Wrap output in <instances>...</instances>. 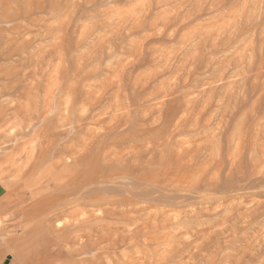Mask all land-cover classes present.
Instances as JSON below:
<instances>
[{"label": "rangeland", "instance_id": "374dc122", "mask_svg": "<svg viewBox=\"0 0 264 264\" xmlns=\"http://www.w3.org/2000/svg\"><path fill=\"white\" fill-rule=\"evenodd\" d=\"M2 259L264 264V0H0Z\"/></svg>", "mask_w": 264, "mask_h": 264}, {"label": "bare ground", "instance_id": "6f19581e", "mask_svg": "<svg viewBox=\"0 0 264 264\" xmlns=\"http://www.w3.org/2000/svg\"><path fill=\"white\" fill-rule=\"evenodd\" d=\"M2 122H3V121H2ZM33 146H34V145H33ZM40 149H41V148H40ZM34 151H35V150H34ZM32 153H33V152H32ZM57 153H58V152H57ZM57 153H56L55 155H57ZM59 153H60V152H59ZM26 154H27V153H26ZM30 156H31V155H30ZM33 157H34V155H33ZM32 160H33V159H32ZM43 161H44V160H43ZM53 161H54V159H53ZM56 163H57V162H56ZM38 164H39V163H38ZM54 164H55V163H54ZM49 197H50V196H49ZM37 200H38V199H37ZM120 200H122V199L120 198ZM59 201H61V200L58 199L56 202H59ZM80 201H82V199H81ZM116 201H117V200H116ZM42 202H43V201H42ZM44 202H45V205H49V202H47V201H45V200H44ZM53 202H54V201H53ZM56 202H54V203H56ZM39 203H40V202H39ZM61 203H62V202H61ZM121 203H122V202H121ZM43 204H44V203H43ZM118 204H120V203H118ZM38 206H40V205H38ZM28 208H29V207H28ZM35 208H36V207H35ZM38 208H39V207H38ZM38 208H37V209H38ZM52 208H53V207H52ZM66 208H67V207H66ZM84 208H85V207H84ZM142 208H143V207H142ZM37 209L34 210V208H33V210H32V208H31V210H29V211L33 212V211H37ZM62 209H63V208H62ZM62 209H61V210H62ZM126 209H127V208H126ZM46 210H47V209H46ZM54 210H55V209H54ZM67 211H68V210H67ZM71 211H72V210H71ZM75 211H76V210H75ZM27 212H28V211H27ZM39 212H40V211H39ZM46 212H47V211H46ZM55 212H56V211H55ZM58 212H59V211H58ZM62 212H63V211H62ZM107 212H108V211H107ZM126 212H127V211H126ZM43 213H45V212H43ZM64 213H65V212H63V214H64ZM69 213H70V212H69ZM69 213H68V215H69ZM51 214H53V213H51ZM73 214H74V213H73ZM37 215H38V214H37ZM48 215H49V214H48ZM48 215H46V216H48ZM70 215H72V213H71ZM32 216H33V215H32ZM35 216H36V213H35ZM61 216H63V215H61ZM67 217H68V216H67ZM69 217H70V216H69ZM47 218H48V217H47ZM47 218H46V219H47ZM62 218H63V217H62ZM64 218H65V217H64ZM48 219H49V218H48ZM59 219H61V218H59ZM71 219H72V218H71ZM71 219L68 220V221L70 222ZM74 220H75V219H74ZM51 221H52V219H51ZM55 222H56V221H55ZM55 222H54V223H55ZM72 222H73V221H72ZM79 222H80V221H79ZM67 223H68V222H67ZM73 223H74V222H73ZM59 224H60V222H59ZM63 224H64V223H63ZM76 225H77V224H76ZM59 226H60V225H59ZM61 226H62V225H61ZM63 226H64V225H63ZM66 226H67V225H66ZM74 226H75V225H74ZM81 226H82V225H81ZM83 226H84V225H83ZM68 227H69V226H68ZM77 227H78V226H77ZM53 228H54V227H53ZM78 228H79V227H78ZM108 228H109V227H108ZM64 229H65V228H64ZM86 229H87V228H86ZM54 230H55V229H54ZM73 230H74V229H73ZM76 230H78V229H76ZM71 231H72V230H71ZM80 231H81V230H80ZM80 231H79V232H80ZM83 231H84V230H83ZM89 231H90V230H89ZM56 232H58V231H56ZM125 232H126V231H125ZM54 233H55V231H54ZM54 233H53L52 235H54ZM69 233H71V232L69 231ZM89 233H90V232H89ZM89 233H88V234H89ZM76 234H77V233H76ZM84 234H85V233H84ZM66 235H67V234H66ZM89 235H90V234H89ZM55 236H57V235H55ZM77 236H78V235H77ZM79 236H80V235H79ZM103 236H104V235H103ZM103 236H102V237H103ZM116 237H117V236H116ZM74 238H75V237H74ZM80 238H81V236H80ZM86 238H87V237H86ZM92 238H93V237H92ZM125 238H126V237H125ZM54 239H55V238H54ZM90 239H91V238H90ZM98 239H100V238L98 237ZM47 240H48V239H47ZM77 240H78V239H77ZM77 240L75 239V241H77ZM96 240H97V239H96ZM103 240H104V239H103ZM105 240H106V239H105ZM110 240H111V239H110ZM50 241H51V240H50ZM71 241H72V240H71ZM73 241H74V240H73ZM75 241H74V243H77V242H75ZM89 241H90V240H89ZM48 242H49V240H48ZM48 242H46V243H48ZM61 242H62V241H61ZM81 242H82V240H81ZM99 242H100V241H99ZM103 242H104V241H103ZM44 243H45V242H44ZM69 243H70V242H69ZM69 243H68V244H69ZM72 243H73V242H72ZM78 243H79V241H78ZM51 244H53V243H51ZM54 244H55V243H54ZM81 244H82V243H81ZM81 244H80V245H81ZM100 244H101V243H100ZM160 244H161V243H160ZM46 245H47V244H46ZM49 245H50V244H48L46 247H48ZM59 245H60V243H59ZM59 245H58V247H59ZM73 245H74V244H73ZM77 245H78V244H77ZM86 245H87V244H86ZM89 245H90V244H89ZM91 245H92V244H91ZM123 245H124V244H123ZM44 246H45V245H44ZM55 246H56V245H55ZM67 246H68V245H67ZM82 246H83V245H82ZM82 246H81V247H82ZM97 246H98V245H97ZM39 247H40V246H39ZM39 247H38V248H39ZM78 247H79V246H78ZM83 247H84V246H83ZM86 247H87V246H86ZM88 247H89V246H88ZM54 248H55V247H54ZM56 248H57V247H56ZM74 249H75V247H74ZM74 249H73V250H74ZM79 249H80V248H79ZM67 250H68V249H67ZM70 250H72V249H70ZM76 250H77V249H76ZM76 250H75L74 252H76ZM86 250H87V249H83V252L86 251ZM34 251H35V250H34ZM61 251H62V250H61ZM65 251H66V250H65ZM80 251H81V249H80ZM67 252H68V251H67ZM69 252H71V251H69ZM83 252H82V253H83ZM20 253H21L20 251L17 252V254H16V255H17V257H16L17 259H18ZM31 253H32V252H31ZM63 253H64V251H63ZM72 253H73V252H72ZM78 253H79V250H78ZM30 255H31V254H30ZM34 255H36V253H35ZM80 255H81V254H80ZM39 256H40V258H41L42 255H39ZM39 256H38V257H39ZM102 256H103V255H102ZM31 257L33 258V256H30V258H31ZM63 257H64V256H63ZM108 257H109V256H108ZM16 258H15V259H16ZM30 258H28V259H30ZM32 258H31V260H32ZM36 258H37V257H36ZM40 258H39V259H40ZM43 258H44V257H42V259H43ZM45 258H46V257H45ZM50 258H51V257H50ZM58 258H59V257H58ZM60 258H62V257H60ZM60 258H59V259H60ZM109 258H110V257H109ZM17 259H16V260H17ZM28 259H27V260H28ZM34 259H35V258H34ZM48 259H49V258H48ZM53 259H55V258H53ZM62 259H63V258H62ZM13 260H14V259H13ZM27 260H26V263H27ZM36 260H37V259H36ZM36 260H34L33 262H35ZM86 260H87V258H86ZM101 260H102V258H101ZM103 260H104V259H103ZM45 261H47V260H45ZM63 261H64V260H63ZM63 261H61V262L63 263ZM79 261H81V260H78V263H79ZM88 261H89V260H88ZM20 262H21V261H20ZM64 262H65V261H64ZM81 262H82V261H81ZM102 262H103V261H102ZM104 262H106V261H104ZM22 263H23V262H22ZM22 263H21V264H22ZM31 263H32V262H31ZM35 263H36V262H35ZM37 263H38V262H37ZM68 263H69V262H68ZM71 263H72V261H71ZM71 263H69V264H71ZM76 263H77V262H76ZM83 263H84V262H83ZM83 263H82V264H83ZM23 264H24V263H23ZM33 264H34V263H33ZM39 264H40V263H39ZM52 264H53V263H52ZM64 264H65V263H64ZM74 264H75V263H74Z\"/></svg>", "mask_w": 264, "mask_h": 264}, {"label": "crops", "instance_id": "0c3cea01", "mask_svg": "<svg viewBox=\"0 0 264 264\" xmlns=\"http://www.w3.org/2000/svg\"><path fill=\"white\" fill-rule=\"evenodd\" d=\"M0 264H12V261H9L7 259L0 260Z\"/></svg>", "mask_w": 264, "mask_h": 264}]
</instances>
